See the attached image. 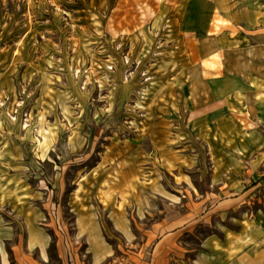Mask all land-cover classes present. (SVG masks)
<instances>
[{
  "label": "rangeland",
  "instance_id": "374dc122",
  "mask_svg": "<svg viewBox=\"0 0 264 264\" xmlns=\"http://www.w3.org/2000/svg\"><path fill=\"white\" fill-rule=\"evenodd\" d=\"M124 1L0 0V264H93L99 240L118 250L110 261L125 264L131 244L110 217L122 189L108 184H140L152 150L163 154V184L211 196L210 184L238 189L227 224L264 219V0L238 77L210 85L203 71L221 68L226 22L213 1ZM187 1L188 26L186 13L165 9ZM209 15L216 35L204 40ZM82 201L98 227L92 235L78 227ZM206 225L183 244L198 248Z\"/></svg>",
  "mask_w": 264,
  "mask_h": 264
},
{
  "label": "crops",
  "instance_id": "0c3cea01",
  "mask_svg": "<svg viewBox=\"0 0 264 264\" xmlns=\"http://www.w3.org/2000/svg\"><path fill=\"white\" fill-rule=\"evenodd\" d=\"M127 1L130 0L124 1L123 5L127 4ZM210 1L214 2V7L219 9L220 16L226 22L217 34L222 45L218 51L221 68L217 71L210 68L208 72L203 71V74L208 73L207 76H203L206 77L207 81L204 82L208 85L212 82L211 77L218 80L226 76L238 77V61H240L238 55L242 53L243 47L241 44L245 39H250L253 22L258 17V0H204L203 2L210 5ZM166 5L168 6L165 9L168 8L172 13H186L187 26L194 24L191 21V13H194L193 1H187L185 5H180L179 2ZM146 8L143 5L139 6L138 13L146 12L148 10ZM162 10L158 7L155 16L162 13ZM125 11H129L130 14L137 10L130 6ZM141 19L139 15V20ZM207 22L204 40L216 35L215 31H211L210 15ZM248 49L246 47V50ZM147 156L152 157V160L145 161L150 163L146 164L140 184H108L113 191L122 189L121 204L116 205L117 209L110 210V217L114 228L119 230L131 244L127 249H123L128 258L125 264H264V219L254 213L231 217V224H227L223 217L227 209L234 207L238 209L240 200L238 189L231 190L228 184H210V187L218 189V192L211 196L210 193H207L208 195L200 193L194 184H163L157 176L158 171L161 170L159 165H163L161 163L163 154L157 155L152 150ZM126 165L128 164L124 167ZM174 167L175 173L181 174L183 164L176 163ZM178 182L180 181L177 180ZM249 190L250 188L245 190L242 195ZM180 203L185 209L180 208ZM112 204L113 201L110 200L108 206ZM193 204H198L199 208L197 209ZM80 206L78 212L80 215L77 217L78 227L86 231V235H92L91 231L98 230L93 212L87 206L84 210L83 201ZM156 212L161 216L148 224L144 218ZM198 223L207 224L205 228L209 231L198 248L183 244L182 238L194 234ZM99 229L102 233L101 226ZM137 236L143 238L142 243L132 244ZM44 244L47 245V240H44ZM116 251L118 250L112 245L99 240L98 246L92 247L93 264H104L105 261L110 264L116 263L110 261ZM133 259H138V262L135 263Z\"/></svg>",
  "mask_w": 264,
  "mask_h": 264
}]
</instances>
